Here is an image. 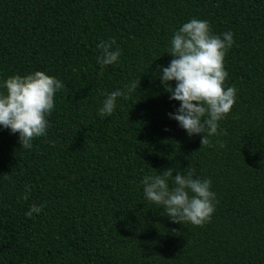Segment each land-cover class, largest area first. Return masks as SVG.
I'll return each instance as SVG.
<instances>
[{
	"label": "trees",
	"instance_id": "obj_1",
	"mask_svg": "<svg viewBox=\"0 0 264 264\" xmlns=\"http://www.w3.org/2000/svg\"><path fill=\"white\" fill-rule=\"evenodd\" d=\"M191 18L235 41L236 102L207 145L169 119L179 102L155 76ZM109 39L121 55L100 75ZM35 70L65 87L31 149L0 129V264H264V0H0V80ZM132 81L101 119L102 94ZM170 168L211 180L203 226L144 200L143 178Z\"/></svg>",
	"mask_w": 264,
	"mask_h": 264
},
{
	"label": "clouds",
	"instance_id": "obj_2",
	"mask_svg": "<svg viewBox=\"0 0 264 264\" xmlns=\"http://www.w3.org/2000/svg\"><path fill=\"white\" fill-rule=\"evenodd\" d=\"M115 40L101 41L96 63L103 75L106 66L117 63L121 52ZM235 43L233 33L214 34L207 20L191 18L173 31L167 51L172 59L158 66L155 76L171 101L179 106L167 115L177 122L188 137L200 136L201 144L218 135L219 122L230 113L238 89L226 86L228 72L225 56ZM172 82H174V87ZM65 85L44 71L14 74L0 80V129L16 135L21 148L31 149L33 140L46 137L51 127L49 118L57 107V96ZM136 89L132 81L122 88L103 93L97 115L103 119L116 110L120 98L127 99ZM210 146V145H209ZM147 175L142 180L144 200L161 208L165 216L177 224L203 226L212 218L217 203L211 180L195 175V170ZM171 180V184L169 183ZM22 199H29L28 186ZM43 205H33L26 213L34 219Z\"/></svg>",
	"mask_w": 264,
	"mask_h": 264
}]
</instances>
